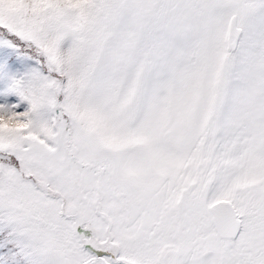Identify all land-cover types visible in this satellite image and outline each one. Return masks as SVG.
<instances>
[{
	"label": "rangeland",
	"instance_id": "1",
	"mask_svg": "<svg viewBox=\"0 0 264 264\" xmlns=\"http://www.w3.org/2000/svg\"><path fill=\"white\" fill-rule=\"evenodd\" d=\"M0 56V264H264V0H0Z\"/></svg>",
	"mask_w": 264,
	"mask_h": 264
},
{
	"label": "water",
	"instance_id": "2",
	"mask_svg": "<svg viewBox=\"0 0 264 264\" xmlns=\"http://www.w3.org/2000/svg\"><path fill=\"white\" fill-rule=\"evenodd\" d=\"M234 38H235V35H233L232 41L234 40ZM218 206H219V204L213 205L214 208H217Z\"/></svg>",
	"mask_w": 264,
	"mask_h": 264
}]
</instances>
